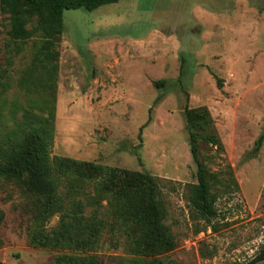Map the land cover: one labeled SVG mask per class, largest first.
Returning a JSON list of instances; mask_svg holds the SVG:
<instances>
[{
  "label": "rangeland",
  "instance_id": "1",
  "mask_svg": "<svg viewBox=\"0 0 264 264\" xmlns=\"http://www.w3.org/2000/svg\"><path fill=\"white\" fill-rule=\"evenodd\" d=\"M63 16L57 89L23 86L28 70L36 68L34 79L45 72L37 57L40 36L13 41L0 4V163L18 143L41 134L54 108L51 159L160 179L177 248L157 258L165 264H252L264 247V143L254 153L264 133V0H121ZM36 24L34 18L27 28ZM204 110L213 125L200 133L215 132L223 145L219 150L199 140L200 159L222 182L215 187L219 216L211 225L192 217L188 200L189 185L198 180L187 113ZM230 171L239 190L226 195ZM32 182L29 173L0 179L2 264H53L63 255H97L102 264H117L133 257L117 228L96 254L33 246L43 198ZM66 189L63 183L58 192ZM58 223L57 214L46 227Z\"/></svg>",
  "mask_w": 264,
  "mask_h": 264
},
{
  "label": "trees",
  "instance_id": "2",
  "mask_svg": "<svg viewBox=\"0 0 264 264\" xmlns=\"http://www.w3.org/2000/svg\"><path fill=\"white\" fill-rule=\"evenodd\" d=\"M121 0H0L10 18V35L13 41L25 42L39 34L41 45L38 60L44 66V74L33 78L34 70L26 72L22 85L34 83L56 90L59 66L56 44L63 35L64 12L85 9L95 11ZM37 18L34 30L27 27ZM49 64V68L46 65ZM164 81L154 82L158 88ZM55 110L49 119L41 122V134L27 137L12 148L5 163H0V179L21 180L25 173L33 179V191L43 199L36 211L35 225L30 243L35 247L68 250L80 253H98L105 246L106 233L118 232L125 235L124 246L131 259H118L117 264H165L157 257L177 248V242L166 224L167 210L161 199V181L148 172L139 173L111 168L93 162H82L71 158H50L48 149L53 142L52 124ZM207 111H188L187 129L191 153L197 166V184L189 185V204L192 217L211 225L219 216L217 203L219 194L216 185L222 182L217 175L210 174L200 159L199 140L223 150L215 132L202 136L200 130L212 126ZM264 143V133L256 142L254 153ZM225 186V194L231 195L239 186L232 171ZM65 183L66 192L59 193ZM59 215L58 226L47 229V223ZM215 229V226L213 225ZM203 230L198 229L197 233ZM154 257V260H147ZM264 264V247L252 264ZM0 264H2L0 262ZM53 264H102L97 255L59 256ZM167 264H176L168 261Z\"/></svg>",
  "mask_w": 264,
  "mask_h": 264
}]
</instances>
